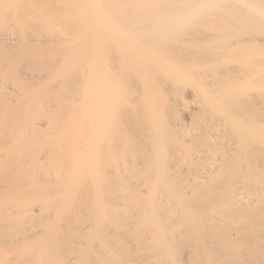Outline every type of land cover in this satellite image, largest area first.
Masks as SVG:
<instances>
[{"label":"bare ground","instance_id":"obj_1","mask_svg":"<svg viewBox=\"0 0 264 264\" xmlns=\"http://www.w3.org/2000/svg\"><path fill=\"white\" fill-rule=\"evenodd\" d=\"M0 264H264V0H0Z\"/></svg>","mask_w":264,"mask_h":264}]
</instances>
